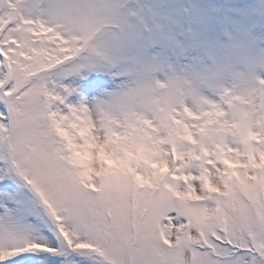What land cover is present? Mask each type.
Returning <instances> with one entry per match:
<instances>
[{"label":"snow or ice","instance_id":"1","mask_svg":"<svg viewBox=\"0 0 264 264\" xmlns=\"http://www.w3.org/2000/svg\"><path fill=\"white\" fill-rule=\"evenodd\" d=\"M135 16L0 0V264H264V81L192 106L142 88L90 104L67 82L133 73L113 49Z\"/></svg>","mask_w":264,"mask_h":264},{"label":"rangeland","instance_id":"2","mask_svg":"<svg viewBox=\"0 0 264 264\" xmlns=\"http://www.w3.org/2000/svg\"><path fill=\"white\" fill-rule=\"evenodd\" d=\"M130 8L138 29L113 49V55L125 62L154 54L191 67L198 61L213 65L235 45L264 51V0H130ZM115 70L84 69L67 82L79 86L76 98L91 104L97 98L108 99L118 80ZM256 71L264 79V66ZM94 78L104 85L89 88ZM205 93L219 99L214 91L205 89Z\"/></svg>","mask_w":264,"mask_h":264},{"label":"clouds","instance_id":"3","mask_svg":"<svg viewBox=\"0 0 264 264\" xmlns=\"http://www.w3.org/2000/svg\"><path fill=\"white\" fill-rule=\"evenodd\" d=\"M260 66H264V51L240 45H235L229 55L220 57L213 65L198 61L194 66L185 67L164 56L144 55L136 62L133 73L118 76L113 91L142 88L162 97L182 91L185 105L192 106L201 97L209 98L205 89L214 91L219 98L226 93L246 94L258 81H264L256 71ZM117 102L133 106L143 103V99L124 96Z\"/></svg>","mask_w":264,"mask_h":264}]
</instances>
